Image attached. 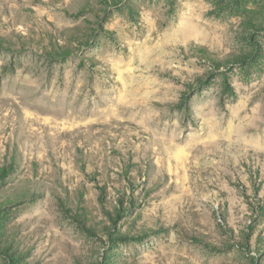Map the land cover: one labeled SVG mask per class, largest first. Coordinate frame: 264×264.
Listing matches in <instances>:
<instances>
[{
  "label": "rangeland",
  "instance_id": "374dc122",
  "mask_svg": "<svg viewBox=\"0 0 264 264\" xmlns=\"http://www.w3.org/2000/svg\"><path fill=\"white\" fill-rule=\"evenodd\" d=\"M116 2L0 0V264H264V0Z\"/></svg>",
  "mask_w": 264,
  "mask_h": 264
},
{
  "label": "trees",
  "instance_id": "16d2710c",
  "mask_svg": "<svg viewBox=\"0 0 264 264\" xmlns=\"http://www.w3.org/2000/svg\"><path fill=\"white\" fill-rule=\"evenodd\" d=\"M99 1H100L101 3H109V2H111V1H113V2L115 1V3H117L116 0H99ZM64 52H66V50H65ZM57 53H58L57 55H58L59 57H61V58H62V57H66V56H63L64 54L62 55V54H61L62 52H60V51H58ZM57 58H58V57H57ZM11 168H12V166H9L8 168H3V170H2L1 173H0V177L4 178V176L7 175V174L9 173V169H11Z\"/></svg>",
  "mask_w": 264,
  "mask_h": 264
}]
</instances>
